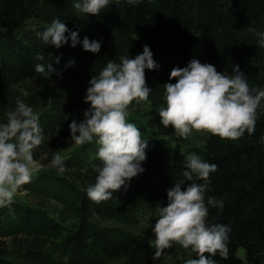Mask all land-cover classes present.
Returning <instances> with one entry per match:
<instances>
[{
	"label": "trees",
	"instance_id": "16d2710c",
	"mask_svg": "<svg viewBox=\"0 0 264 264\" xmlns=\"http://www.w3.org/2000/svg\"><path fill=\"white\" fill-rule=\"evenodd\" d=\"M76 2L0 0V122L15 110L17 98L32 107L44 136L34 149V159L50 166V174L34 180L47 203L26 209L0 207V264H152L149 232L132 227L145 207L167 206L168 190L180 181H185L182 189L190 183H207L206 223L230 229L228 258L205 255L216 264H264V101L251 134L246 131L232 140L208 133L199 155L217 165L208 181L195 174L193 181H186L182 148L145 136V127H141L143 140L148 141L144 171L107 201L93 202L86 191L95 183L94 165L102 164L99 159L71 166L64 175L51 170L59 144L74 143L69 125L75 113L90 104L84 101L92 76L99 75L110 60L119 64L121 57L134 59L145 45L158 68L145 69L146 86L152 91L143 102L157 113L167 106L164 85L177 82L170 78L171 71L187 67L193 59L226 74L239 66L250 87L264 89V48L250 31L264 33V0H110L99 15L81 14ZM88 16L96 23L85 28ZM56 18L70 30L65 33L68 43L59 48L45 44L38 35ZM32 19L45 25L24 33ZM72 31L79 34L75 47ZM85 37L101 44L99 53L83 49ZM69 61L75 63L66 67ZM49 63L57 69L52 75L35 71L37 64ZM208 197L223 201V208L208 205ZM52 201L62 207L51 211ZM67 220L71 223L64 225ZM240 248L245 258L238 255ZM195 258L197 254L189 249L171 264Z\"/></svg>",
	"mask_w": 264,
	"mask_h": 264
},
{
	"label": "clouds",
	"instance_id": "9594fccd",
	"mask_svg": "<svg viewBox=\"0 0 264 264\" xmlns=\"http://www.w3.org/2000/svg\"><path fill=\"white\" fill-rule=\"evenodd\" d=\"M109 3L110 0H77L74 7L84 14L99 15ZM69 31L66 24L56 18L38 35L45 44L59 48L68 43L65 33ZM250 31L258 36V44L264 48V33L256 32L255 28ZM78 35L77 31L70 32L72 47L79 42ZM82 45L85 51L92 53H99L101 49L99 42L87 37ZM37 59L43 60V56L38 55ZM74 63L69 61L66 67ZM156 68L153 53L145 45L143 53L134 59L121 57L119 64L110 60L99 75H93L90 80L84 102L90 103L91 107L85 111L82 122L73 120L69 127L76 145L90 143L94 138L98 145L96 156L102 164L94 165L98 175L95 183L86 190L93 202L111 199L127 181L144 171L141 165L146 160L148 141L142 139L134 123L128 122V108L133 101L148 100L152 90L146 86L145 69ZM35 71L47 77L57 69L52 63L37 64ZM170 78L177 82L164 85L167 106L158 111L162 124L173 126L179 137L187 139L195 130L236 140L246 131L251 134L254 130L257 110L264 101V89L250 87L239 66L226 74L218 72L212 64L193 59L187 67L174 68ZM6 115L7 121L0 122V207L10 204L18 190L43 168L33 155L34 149L44 140L39 114L17 98L15 110ZM51 166L60 172L65 170L60 151L55 152ZM185 166L188 170L182 175L186 181H193L194 174L196 178L208 181L210 173L217 170V165L203 161L194 153L186 156ZM183 184L185 181H180L168 190L167 206L157 205L156 223L152 229L155 234L153 260H159L174 244L191 248L197 254L198 258L189 259L186 264H216L206 253L211 256L219 253L227 259L229 227L206 223L208 184L190 183L182 189ZM207 204L221 209L224 206L223 201L214 197H208Z\"/></svg>",
	"mask_w": 264,
	"mask_h": 264
},
{
	"label": "rangeland",
	"instance_id": "374dc122",
	"mask_svg": "<svg viewBox=\"0 0 264 264\" xmlns=\"http://www.w3.org/2000/svg\"><path fill=\"white\" fill-rule=\"evenodd\" d=\"M84 20L85 21L88 20L86 24L82 25L85 28H87L88 25L94 24L95 22V18L90 16H88ZM42 25L45 24L40 19H32L23 29V32L24 33L31 32L34 27L36 26L39 27ZM90 107H91L90 104L81 107L77 111V113H75V115L71 118V122L73 120H76L78 123L82 122L85 118L84 117L85 111L89 110ZM128 113H129L127 117L128 122L134 123L139 128L142 139L144 135L141 127H145L147 130L145 132V136L148 135L149 137H157L167 144H172V145L177 144L182 148L186 156L193 153L199 156L204 151L205 138L209 132L206 131L198 132L193 130L191 135L187 139L179 137L175 133V128L173 126L169 125L168 127H165L162 124V118L160 117L159 113L155 112L147 102H143L142 104H137V102L133 101L128 108ZM77 135H79V133H77ZM66 141H70V140H66ZM59 145L60 147H57L55 152L60 151L61 155L63 156L65 170L63 172H60L57 168L51 166V170H53L58 174L64 175L65 172L68 171V169H70L71 166L85 164L86 162L90 163L98 159V157L96 156V153L98 151V145L95 143V138L92 142L85 143L83 145H76L75 143L73 144L70 143L67 145L64 144H59ZM38 162L43 165L42 170L35 172L33 174L31 181L23 185L21 189L18 190V193L13 198V201L6 206H9V208L11 209L14 208L15 206L26 209L28 205L43 206L42 204L48 202L46 199L42 198V196L39 195L40 193L37 188L39 187V184L37 181L34 182V180H37V178L38 179L42 178L44 174H48L49 173L48 171L50 170V166L45 165L44 160H38ZM44 179H48V175L45 176ZM28 185L36 188L30 191L29 189H26ZM48 204L51 206L50 207L51 211L54 210L57 211V209H60L62 207V204L57 203L56 201L49 202ZM156 210H157V206H149L142 209L139 213L137 226L132 227L137 230H147L150 234L152 245L155 239V234L152 229L156 223V218H157ZM70 223L71 220H67L64 222V225H69ZM189 249H184L182 246L174 244L171 249L165 250L164 255L159 260H153L152 264H171L175 259L179 258L184 252H186ZM238 255L241 256L242 258H245L243 248L239 249Z\"/></svg>",
	"mask_w": 264,
	"mask_h": 264
}]
</instances>
